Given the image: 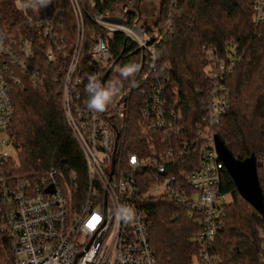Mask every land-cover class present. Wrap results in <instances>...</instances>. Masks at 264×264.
Masks as SVG:
<instances>
[{"label": "built area", "instance_id": "1", "mask_svg": "<svg viewBox=\"0 0 264 264\" xmlns=\"http://www.w3.org/2000/svg\"><path fill=\"white\" fill-rule=\"evenodd\" d=\"M21 2L29 4L26 12L36 15L34 27L46 41L43 55L52 60L64 49L56 34L61 24L52 22L50 11L38 0ZM69 2L75 39L70 51L63 54L67 63L60 101L66 124L81 151L84 182L76 171L66 168L14 172L15 164L8 153L12 146L8 127L13 117L10 93L23 84L40 86L43 77L36 67L32 40L20 30H8L0 24V229L8 239L10 264H156L139 204V186L144 183L143 196L166 197L182 207L193 222L195 230L190 239L196 252L189 264H217L212 243L223 224L229 197L221 191L224 168L215 152L213 135L230 106L223 76L233 69L234 58H217L203 48L208 61L204 67L209 81L207 100L200 107L191 136L184 140L178 138L184 129L176 89L171 90L174 95L169 100L167 81L148 77L146 70L139 79L140 83L147 82L139 114L141 133L149 136L148 144L137 153L127 154L122 136L130 88L121 91L103 112L87 107V100L77 90L81 81L75 75L82 42L81 10L79 0ZM250 8L254 22H264V0H250ZM107 17L99 12L92 15L105 29H119ZM89 37L90 60L106 69L112 58L104 39L96 34ZM129 37L138 44L140 59L143 52L149 56L147 68L153 70L154 47L160 38L157 31L146 41L141 29L131 30ZM148 41L151 43L146 44ZM100 78L97 74L93 83L100 85ZM191 147L197 152L196 159H181ZM260 163L264 168V149ZM258 236V264H264V229H259Z\"/></svg>", "mask_w": 264, "mask_h": 264}, {"label": "trees", "instance_id": "2", "mask_svg": "<svg viewBox=\"0 0 264 264\" xmlns=\"http://www.w3.org/2000/svg\"><path fill=\"white\" fill-rule=\"evenodd\" d=\"M90 1L93 4H90ZM119 0H81L82 42L77 57L75 75L79 77L78 92L88 101L87 86L106 69L92 62L88 51L90 34L100 35L112 60L117 63L104 80L103 88L111 90L106 106L118 94L130 88L127 97V120L122 144L125 153H137L148 144L149 136L141 133L139 109L147 82L140 83L142 74L167 81V97L176 89L178 109L183 125L179 140L190 137L198 120L200 107L207 100L208 78L204 49L217 58H234L230 73L223 76L229 90V109L220 118L214 133L233 157L255 158L256 175L264 204V168L260 161L264 149V22H254L250 0H161L156 29L159 41L154 47V67L149 71V56L122 30H107L92 19L95 12L109 14ZM16 0H0V24L8 30H20L35 44L36 67L43 77L37 87L27 84L12 88L10 96L13 117L8 136L16 152L17 174L39 173L49 167L76 171L80 181L86 179L81 151L71 135L61 109L60 88L67 58L75 39V19L69 0H51L43 4L50 11L52 22L61 24L56 34L64 49L52 60L43 55L45 38L34 27L36 15L12 5ZM127 23H132L133 11L126 9ZM130 23V24H131ZM125 69V72L123 70ZM147 70V71H146ZM140 83V84H139ZM189 134V135H188ZM197 152L191 147L182 158L190 162ZM196 165V164H195ZM190 169V168H188ZM146 183L140 184L139 204L145 216L148 241L156 264H189L196 252L190 236L195 230L182 207L166 197L142 195ZM221 191L229 201L225 217L217 231L211 252L217 264H258L259 229L264 219L236 193L225 171L221 176ZM0 264H10L8 239L0 229Z\"/></svg>", "mask_w": 264, "mask_h": 264}, {"label": "water", "instance_id": "3", "mask_svg": "<svg viewBox=\"0 0 264 264\" xmlns=\"http://www.w3.org/2000/svg\"><path fill=\"white\" fill-rule=\"evenodd\" d=\"M151 41L146 42L150 44ZM121 53L115 57L100 78V87L103 88L104 80L118 61ZM213 144L219 161L230 179L236 193L248 202L264 219V204L257 180L255 158L249 155L243 159L232 156L219 137L213 135Z\"/></svg>", "mask_w": 264, "mask_h": 264}, {"label": "rangeland", "instance_id": "4", "mask_svg": "<svg viewBox=\"0 0 264 264\" xmlns=\"http://www.w3.org/2000/svg\"><path fill=\"white\" fill-rule=\"evenodd\" d=\"M80 1L81 0H79V5L81 4ZM160 4L161 0H119L115 3L113 10L109 14L104 15L109 16L106 18L107 21L112 22L115 27L122 29L128 37L131 30L134 29L138 31V29H141L142 39L146 41L155 34L156 29L161 25L156 23L159 17ZM12 8L19 11L17 3H14ZM126 9L133 11L134 17L132 18V23L130 22L131 24L126 22L127 25H123L121 21H125ZM133 42L135 43V41ZM136 46H138V44H136ZM8 153L11 160L15 162L16 152L12 146L8 148ZM155 192L157 193L156 190Z\"/></svg>", "mask_w": 264, "mask_h": 264}, {"label": "clouds", "instance_id": "5", "mask_svg": "<svg viewBox=\"0 0 264 264\" xmlns=\"http://www.w3.org/2000/svg\"><path fill=\"white\" fill-rule=\"evenodd\" d=\"M17 6L21 9H24L29 6L26 2H21V0H16ZM39 3L49 4L51 0H38ZM125 72V69L123 70ZM87 91L89 93V99L87 101V107L90 110H94L97 112H103L105 110L107 100L109 96H112L111 90L101 88L98 83H90L87 86ZM113 97V96H112Z\"/></svg>", "mask_w": 264, "mask_h": 264}]
</instances>
